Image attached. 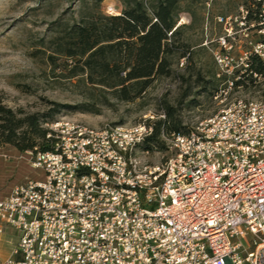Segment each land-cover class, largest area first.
<instances>
[{
  "label": "built area",
  "instance_id": "built-area-1",
  "mask_svg": "<svg viewBox=\"0 0 264 264\" xmlns=\"http://www.w3.org/2000/svg\"><path fill=\"white\" fill-rule=\"evenodd\" d=\"M153 120L43 124L37 178L0 199V237H16L0 264H264V101L163 135L160 164L142 158Z\"/></svg>",
  "mask_w": 264,
  "mask_h": 264
},
{
  "label": "rangeland",
  "instance_id": "rangeland-1",
  "mask_svg": "<svg viewBox=\"0 0 264 264\" xmlns=\"http://www.w3.org/2000/svg\"><path fill=\"white\" fill-rule=\"evenodd\" d=\"M125 1L0 0V96L5 104L37 113L44 121L65 118L92 128L134 125L144 116L157 122L171 106L185 132L236 99L264 101V77L254 75V84L244 77L245 83L235 86L255 48L264 44V28L246 20L248 7L255 13L259 1L264 14V0H180L177 25L188 58L174 59L173 75L156 79L135 101H122L84 79L69 78L71 60L61 57L51 64L48 55L60 25L71 26L91 13L120 15ZM144 1L151 7L152 0ZM56 104L67 107L56 112ZM85 105L98 112L82 110ZM161 141L165 147L141 157L151 164L164 162L170 154L163 137ZM35 178L28 154L11 145L0 147V199ZM11 234L8 229L0 237V259L14 247Z\"/></svg>",
  "mask_w": 264,
  "mask_h": 264
},
{
  "label": "trees",
  "instance_id": "trees-1",
  "mask_svg": "<svg viewBox=\"0 0 264 264\" xmlns=\"http://www.w3.org/2000/svg\"><path fill=\"white\" fill-rule=\"evenodd\" d=\"M120 15L91 13L78 23L62 28L54 38V51L48 60L54 64L59 58L71 60L69 78L84 79L91 86L100 88L122 101L139 99L160 77L173 75L176 58H188L186 43L181 40L180 0H152L151 7L144 0H126ZM256 12L248 7V23L255 21L264 28L262 1ZM238 87L252 84L254 75L264 77V61L257 54L248 59ZM55 111L67 106L56 104ZM95 108V107H94ZM84 111L98 112L85 105ZM43 117L37 113L15 111L0 96V147L11 145L19 152L53 148L48 131L43 128ZM56 121V120H55ZM53 122V121H51ZM154 134L143 144L145 150L165 147L163 135L184 132L181 122L174 120V109L167 106L165 118L153 122ZM162 146V147H161Z\"/></svg>",
  "mask_w": 264,
  "mask_h": 264
},
{
  "label": "crops",
  "instance_id": "crops-1",
  "mask_svg": "<svg viewBox=\"0 0 264 264\" xmlns=\"http://www.w3.org/2000/svg\"><path fill=\"white\" fill-rule=\"evenodd\" d=\"M10 242H12V241H10Z\"/></svg>",
  "mask_w": 264,
  "mask_h": 264
}]
</instances>
